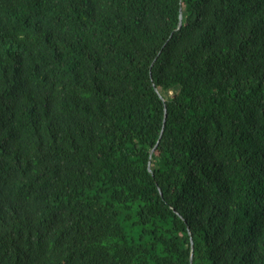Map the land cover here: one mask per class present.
<instances>
[{"label":"trees","instance_id":"trees-1","mask_svg":"<svg viewBox=\"0 0 264 264\" xmlns=\"http://www.w3.org/2000/svg\"><path fill=\"white\" fill-rule=\"evenodd\" d=\"M191 239L264 264V0H0V264Z\"/></svg>","mask_w":264,"mask_h":264},{"label":"water","instance_id":"water-1","mask_svg":"<svg viewBox=\"0 0 264 264\" xmlns=\"http://www.w3.org/2000/svg\"><path fill=\"white\" fill-rule=\"evenodd\" d=\"M181 26H182V15L180 16V24H179V27H181ZM166 110H167V108H166ZM167 118H168V111L166 112L164 128H163V130H162V135H161V138H160V140H159L157 146L159 145V143H160V141H161V139H162V137H163V134H164V132H165V127H166V124H167ZM157 146H156L155 149H153V151H152V153H151V157H153V155L155 154L156 149H157ZM151 166H152V163H150V169H151ZM151 170H152V169H151ZM191 245H192L191 264H193V245H194V243H193L192 239H191Z\"/></svg>","mask_w":264,"mask_h":264}]
</instances>
